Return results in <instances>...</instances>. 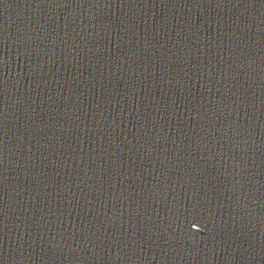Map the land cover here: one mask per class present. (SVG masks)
Masks as SVG:
<instances>
[{
    "label": "water",
    "instance_id": "obj_1",
    "mask_svg": "<svg viewBox=\"0 0 264 264\" xmlns=\"http://www.w3.org/2000/svg\"><path fill=\"white\" fill-rule=\"evenodd\" d=\"M0 264H264V0H0Z\"/></svg>",
    "mask_w": 264,
    "mask_h": 264
}]
</instances>
